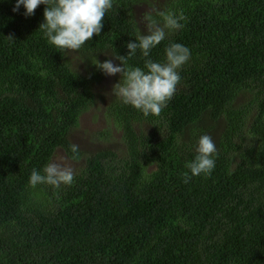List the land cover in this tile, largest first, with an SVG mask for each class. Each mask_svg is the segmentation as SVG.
Here are the masks:
<instances>
[{"label":"trees","instance_id":"trees-1","mask_svg":"<svg viewBox=\"0 0 264 264\" xmlns=\"http://www.w3.org/2000/svg\"><path fill=\"white\" fill-rule=\"evenodd\" d=\"M147 1L113 0L75 60L39 27L46 5L26 16L0 0V264H264V0H158L147 22L186 18L150 53L190 50L175 94L159 116L113 94L92 132L106 146L71 150L105 75L95 63L121 65L148 34L135 16ZM145 59L137 49L127 66ZM205 134L215 168L184 183ZM57 149L80 162L74 182L31 186Z\"/></svg>","mask_w":264,"mask_h":264},{"label":"clouds","instance_id":"clouds-1","mask_svg":"<svg viewBox=\"0 0 264 264\" xmlns=\"http://www.w3.org/2000/svg\"><path fill=\"white\" fill-rule=\"evenodd\" d=\"M41 4L46 7L44 22L39 27L45 30L49 43L58 49L72 51L79 50L94 34L101 33L105 14L113 8V0H16L13 11H18L23 5L26 9L24 14L31 16ZM158 15L163 18V24L149 20L146 25L148 34L140 33L135 42H128L129 52L126 56H116L122 66L114 64L110 59L95 63L106 75H122L113 86L114 95L145 116L161 114L181 82L178 70L188 62L191 55L186 46L171 43L165 48V62H156L150 58L151 50L166 38L167 32L183 28L181 21L186 19L182 12L177 15L160 11ZM137 49L146 58L144 68L127 66L126 57L134 56ZM71 150L77 153L78 145L73 144ZM196 153L194 159L185 165L191 175L188 172L182 173L184 183H188L192 176L210 175L215 168L218 151L210 135L205 134L199 138ZM74 177L71 167L52 161L43 168L42 173L33 169L29 183L33 187L48 184L59 188L62 184L71 185Z\"/></svg>","mask_w":264,"mask_h":264},{"label":"rangeland","instance_id":"rangeland-1","mask_svg":"<svg viewBox=\"0 0 264 264\" xmlns=\"http://www.w3.org/2000/svg\"><path fill=\"white\" fill-rule=\"evenodd\" d=\"M158 0H148L147 2L141 3L135 6V16L137 18L140 28L145 31L147 29L146 15L151 12L154 8H157ZM68 56L70 59L77 60L76 53L69 50ZM107 57L106 60H112L114 64L118 65L115 58L104 55ZM118 74L115 75H104L103 78L96 84L94 91L96 93V100L92 107L85 111L79 119V125L77 128L70 132V139L82 150L88 153L89 150H94L100 146H106V143L102 138L98 139L92 136V132L95 130H102L107 127L105 116L102 112V107L108 102L109 98L114 94L113 86L117 83ZM56 161L65 166L71 167L73 170L76 169L80 162L70 159L62 149H57L50 162Z\"/></svg>","mask_w":264,"mask_h":264}]
</instances>
